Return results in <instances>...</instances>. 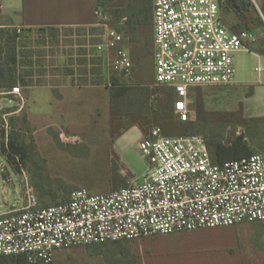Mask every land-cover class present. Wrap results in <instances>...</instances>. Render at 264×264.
Wrapping results in <instances>:
<instances>
[{"label":"rangeland","instance_id":"obj_1","mask_svg":"<svg viewBox=\"0 0 264 264\" xmlns=\"http://www.w3.org/2000/svg\"><path fill=\"white\" fill-rule=\"evenodd\" d=\"M250 9L260 15L254 6ZM100 11L110 27L117 26L108 13L111 9ZM137 33L151 47L152 28L142 26ZM124 39L125 43L129 40ZM27 41V50L35 55L31 59L33 69L40 74L34 80L44 85L20 88L18 94L12 89L0 91V161L12 178L10 184L6 183L4 170H0V213L15 204L13 189L20 188L17 171L1 151L11 137L17 138L27 154L20 172L23 183L27 178L33 187L35 176L44 174L54 187L70 192L85 190L92 195L107 194L142 180L148 164L139 143L154 128H159L163 136L195 133L207 142L216 140L223 145L243 136L252 153L264 148V124L254 122L264 118V71L255 72L258 66L264 69L263 55L258 58L245 51L235 53L234 84L199 89L189 120L179 123L172 111L169 89L138 87L129 77L125 84L129 91L112 99L110 78L115 72L109 65L113 53L98 48L104 43L100 26L43 32L34 29ZM86 80L97 84H85ZM54 262L264 264V224L157 235L129 241L122 247L109 242L69 248L58 251Z\"/></svg>","mask_w":264,"mask_h":264},{"label":"built area","instance_id":"obj_2","mask_svg":"<svg viewBox=\"0 0 264 264\" xmlns=\"http://www.w3.org/2000/svg\"><path fill=\"white\" fill-rule=\"evenodd\" d=\"M246 1L258 9L256 0ZM99 26L104 43L98 48L113 53L110 69L131 77L133 64L122 35L108 22ZM152 33L153 86L172 91L180 122L190 118L195 90L234 84L233 55L249 51L257 40L251 31L235 32L223 22L220 0H152ZM255 72L262 73V67ZM139 149L148 164L142 180L107 194L74 190L68 201L39 208L25 178L24 205L0 213V258L55 264V254L69 248L264 224V148L216 164L203 135L167 137L154 128Z\"/></svg>","mask_w":264,"mask_h":264},{"label":"crops","instance_id":"obj_3","mask_svg":"<svg viewBox=\"0 0 264 264\" xmlns=\"http://www.w3.org/2000/svg\"><path fill=\"white\" fill-rule=\"evenodd\" d=\"M227 3L230 0H220ZM257 1V0H256ZM151 3V14L144 13L141 19L142 24L136 25V29L142 26L152 28V0H0V28L6 29H40V28H93L99 26L103 20L100 9L125 10L126 16L122 17L118 26L123 25L127 20L137 21L138 14ZM103 4V5H101ZM259 14L249 9L243 14H234L231 10L223 12L221 17L229 23L231 30L235 32L251 31L257 36V40L249 45V52L258 58L264 56V0L257 2ZM256 8V7H255ZM99 11L100 16L95 12ZM257 17H260L263 25L256 24ZM224 20V19H222ZM104 22V21H103ZM122 35V34H121ZM133 64L131 79L138 87H150L154 82V69L152 55L153 33L151 47H147V40L141 35H136L133 41L125 43ZM264 71V69H263ZM19 178V189L15 192V204L7 211H16L24 205L23 201V181L21 174L16 172ZM2 178L6 183H11V174L6 167L2 172ZM14 187V186H13Z\"/></svg>","mask_w":264,"mask_h":264},{"label":"trees","instance_id":"obj_4","mask_svg":"<svg viewBox=\"0 0 264 264\" xmlns=\"http://www.w3.org/2000/svg\"><path fill=\"white\" fill-rule=\"evenodd\" d=\"M103 5V4H101ZM249 3H246L245 0H230L227 3H221L220 8L223 12H228L231 10L234 14H243L247 12L250 7ZM253 7V6H252ZM111 15L110 17L114 18V23L117 26H112L113 29H116L117 32L122 34L124 37H127L129 41H133L139 33L136 32V25L142 24L144 21L141 19L142 16H145L144 13L151 14V3L146 8V12L143 11L138 14V20L132 21L127 20L123 25L118 26V23L122 19V17L126 16L127 11L125 10H115L108 11ZM264 13V11H263ZM102 20L100 23H103ZM109 23V22H108ZM256 24L263 25V22L260 17H257ZM111 27V28H112ZM38 31H54L55 28H40ZM20 31V34H18ZM32 29H6L0 28V91H10L13 88H22L28 90L35 86H43L41 82L35 81V78L40 77V74L34 71V64L31 59L35 56L29 50H27L30 42L27 41L29 34H31ZM18 39V40H17ZM29 59V61H27ZM97 61V60H96ZM99 61V60H98ZM130 80L129 77H126L123 74L113 73L110 78L111 82V97L112 99H116L125 95L129 90V87H126V82ZM85 84H97V82H88L86 80ZM170 90V89H169ZM195 90L193 97L194 102H196L197 91ZM173 95L172 91L170 90ZM170 99L167 100V103H170ZM173 102L174 95L172 101V111L173 110ZM176 116V115H175ZM177 119V117H176ZM179 123H185L180 122ZM255 123L264 124V118L256 119ZM258 129V128H257ZM256 129V131H257ZM188 134H180L173 136H181V135H189ZM195 134V133H194ZM168 137V136H167ZM209 150L212 155L213 162L216 164H222L227 161L237 160L243 157L250 156L254 153L251 152L250 148L247 144L243 142V136H239L236 138L230 145H223L216 140L213 142H207ZM3 156H6L8 162L13 166V168L20 173L19 164L22 165L27 158L26 152L23 150L21 146L18 145V141L16 137H11L8 140L7 146H3L1 149ZM47 176L39 175V177L35 176L32 181L33 189L36 191L35 193L38 195L37 204L39 208H46L50 206H55L61 203L68 201L70 192L67 189H63L60 187H54L47 180ZM39 199V202H38ZM128 241L121 242H112L117 246H123ZM20 261V257L15 256H6L0 258V264H17Z\"/></svg>","mask_w":264,"mask_h":264}]
</instances>
